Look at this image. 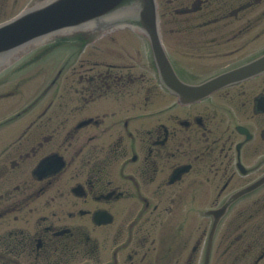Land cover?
Here are the masks:
<instances>
[{
    "label": "flooded vegetation",
    "instance_id": "af4514ba",
    "mask_svg": "<svg viewBox=\"0 0 264 264\" xmlns=\"http://www.w3.org/2000/svg\"><path fill=\"white\" fill-rule=\"evenodd\" d=\"M157 2L0 73V264H264V0Z\"/></svg>",
    "mask_w": 264,
    "mask_h": 264
},
{
    "label": "water",
    "instance_id": "95a60500",
    "mask_svg": "<svg viewBox=\"0 0 264 264\" xmlns=\"http://www.w3.org/2000/svg\"><path fill=\"white\" fill-rule=\"evenodd\" d=\"M155 0H38L16 18L0 25V70L24 50L54 35L93 30L103 33L130 26L157 34ZM256 63V64H255ZM254 65L264 63V58ZM224 77L216 80L222 82Z\"/></svg>",
    "mask_w": 264,
    "mask_h": 264
},
{
    "label": "rangeland",
    "instance_id": "374dc122",
    "mask_svg": "<svg viewBox=\"0 0 264 264\" xmlns=\"http://www.w3.org/2000/svg\"><path fill=\"white\" fill-rule=\"evenodd\" d=\"M31 3L32 0H0V23L14 17Z\"/></svg>",
    "mask_w": 264,
    "mask_h": 264
}]
</instances>
